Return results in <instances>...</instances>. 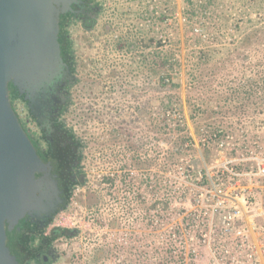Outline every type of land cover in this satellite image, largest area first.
<instances>
[{
	"label": "rangeland",
	"instance_id": "obj_1",
	"mask_svg": "<svg viewBox=\"0 0 264 264\" xmlns=\"http://www.w3.org/2000/svg\"><path fill=\"white\" fill-rule=\"evenodd\" d=\"M94 1L100 10L93 27L84 28L76 21L68 31L76 61L75 81L68 89L69 105L63 119L82 140L84 180L54 220L61 229L76 232H68L55 242L58 259L53 264H159L165 248L172 246L180 254L176 264H217L214 257L232 264V259L244 261L247 253L238 246L237 231L258 243L259 264H264V231H260L264 229V178L256 176L257 164H264L262 107L250 108L245 114L191 121L185 98L203 90H187L183 66L174 76L180 87L163 92L143 66V57L149 61L147 54L154 47L151 39H173V28H169L173 20H166L162 30L153 20L161 12L168 15L172 2ZM222 2L231 7L233 17L248 0ZM174 3L180 27L182 0ZM207 21L211 22L209 14ZM167 43L166 49L170 47ZM167 93L178 94L182 109L178 118L194 143L185 165L197 174L202 169L208 180L205 184L201 175L191 180L179 177L182 185L177 186L184 193L181 201L171 191L154 192L157 102ZM208 125L231 126L229 131L233 130L237 142L234 150L221 153L213 142L208 143ZM241 134L245 135L242 139ZM203 144L208 148L207 158ZM158 145L164 152L169 150L165 140ZM165 176L173 177L171 173ZM106 177L113 178L114 185L105 183ZM236 210L240 215L223 225L222 216ZM159 212L162 226L157 228ZM183 216L187 218L182 221ZM225 249L229 254H224Z\"/></svg>",
	"mask_w": 264,
	"mask_h": 264
},
{
	"label": "trees",
	"instance_id": "obj_2",
	"mask_svg": "<svg viewBox=\"0 0 264 264\" xmlns=\"http://www.w3.org/2000/svg\"><path fill=\"white\" fill-rule=\"evenodd\" d=\"M82 1L85 4L95 3L94 0ZM166 1L167 3L172 2L169 14L161 12L153 17V20L157 23L156 26L161 28L160 30H162V24H166V20H173L169 27L173 28V39L167 40V37H161L154 41L151 39V42H154L152 43L154 47L152 53L147 54L150 60L147 61L146 57H143V66H147L146 69H149V76L155 79L157 88L162 92L168 90L167 88L171 90L179 88V81H174V76L180 74L183 66L187 90H203L201 94L196 96L187 94L185 98L191 121L200 117L228 116L239 114V112L245 114L250 108L256 110L258 107H262V112H264V0H248L246 7H239L233 17L229 12L231 7H227L222 2L223 0H182L180 8L182 24L180 27L177 23V6L174 0ZM262 2L263 4L260 5ZM94 5L100 6L96 3ZM208 14L211 17V22L207 21ZM68 15L60 16L58 42L64 65L69 74H74L76 61L73 44L62 21ZM229 23L230 27H228ZM88 24L89 22L85 19L83 25ZM180 31L182 39H180ZM227 37L228 39H226ZM164 43L170 47L166 49ZM182 44L183 55L181 54ZM12 88L13 84L10 83V99L12 98ZM157 103L158 113L155 128L158 138L156 157L153 159L157 173L154 176V192L160 194L163 190L167 194L171 191L174 198L181 201L184 193L177 186V184L182 185L179 177L185 176L191 180L192 177L197 179L198 175H201L200 179L205 184L208 183V180L202 169L197 174V171H192L189 164L185 165L187 156L194 152V143L185 124L181 118H178L182 113L178 94L167 93L164 96H159ZM230 127L212 128L209 125L206 126L207 131L205 132L209 135L208 143H214L212 139L214 135L221 137L226 133H233V130L229 131ZM196 130L199 133L198 128ZM64 131L70 139H76L71 127L64 128ZM162 134L169 135V138L162 139ZM162 140L169 142V150L166 152L158 145ZM80 145L83 148V143ZM66 148L69 154V146ZM203 154L206 158L208 157L206 146L203 147ZM247 170L248 167L241 171ZM165 173H171L173 177L169 179ZM105 183L114 185L115 181L113 178L106 177ZM82 184L83 182H77L74 185L81 186ZM70 196L71 193L68 192L67 207L71 201ZM157 202L159 205L161 204V201ZM160 212L158 213L157 228L162 226ZM182 213L184 214V212ZM185 218L187 217L183 216L182 221ZM179 226L180 224L176 229H179ZM175 233L177 232H171V235H175ZM34 239L35 237L22 243L28 253L38 249L33 246ZM178 253L176 246L165 248L162 259H159V264H176L180 257Z\"/></svg>",
	"mask_w": 264,
	"mask_h": 264
},
{
	"label": "water",
	"instance_id": "obj_3",
	"mask_svg": "<svg viewBox=\"0 0 264 264\" xmlns=\"http://www.w3.org/2000/svg\"><path fill=\"white\" fill-rule=\"evenodd\" d=\"M77 0H0V264H17L6 229L26 212L50 210L36 193L44 170L9 99V84L38 85L61 65L60 16ZM47 202L52 199L51 188ZM52 193V194H51Z\"/></svg>",
	"mask_w": 264,
	"mask_h": 264
},
{
	"label": "flooded vegetation",
	"instance_id": "obj_4",
	"mask_svg": "<svg viewBox=\"0 0 264 264\" xmlns=\"http://www.w3.org/2000/svg\"><path fill=\"white\" fill-rule=\"evenodd\" d=\"M94 4H85L82 0L71 3V11L63 13L69 14L62 19L66 30L69 31L71 23L76 21L84 28L93 27L100 10ZM85 19L90 26L83 25ZM68 36L70 38L69 33ZM74 81V74H69L63 62L59 70L42 83L27 85L21 89L13 85L11 89L12 98L9 96V99L13 110L44 166V170L37 174L41 179V188L36 196L48 205L53 204L55 200L59 201L48 211L44 209L26 212L10 230L6 229L7 248L17 264L55 263L58 259L55 242L68 232H76L61 229L54 224L56 216L67 207L68 192L71 193V199L78 187L74 184L84 180L83 148L80 145L82 141L75 132L76 139H70L64 131V128H68L63 119L69 104L68 89ZM67 146L70 148L69 154ZM49 188L53 194L51 193L52 199L47 202ZM33 237V246L38 249L28 253L22 243Z\"/></svg>",
	"mask_w": 264,
	"mask_h": 264
},
{
	"label": "built area",
	"instance_id": "obj_5",
	"mask_svg": "<svg viewBox=\"0 0 264 264\" xmlns=\"http://www.w3.org/2000/svg\"><path fill=\"white\" fill-rule=\"evenodd\" d=\"M264 126V125H263ZM245 135L241 134L240 138H244ZM214 140L216 148L222 153L224 151H232L235 148L236 141H235V135L233 133H226L225 135L221 137H217V135H214L212 137ZM202 141H205V139H202ZM227 170V169H226ZM228 171V170H227ZM233 170H231L232 172ZM229 172V171H228ZM256 176H259L261 178H264V164L263 163H258L256 166ZM234 177H236L234 173H231ZM219 185V184H218ZM249 198H247V201ZM240 215V211L236 210L235 212H227L222 216V221L221 223L223 225H229V222L233 220L235 217ZM227 230V229H225ZM260 231H264V229H260ZM236 235L239 238V247L245 248L247 253L245 254L244 261H241L240 259H232L231 263H244L246 262L247 264H259L262 262L261 259V253H260V246L258 243L254 240H251L248 238L247 235L242 233L241 231H237ZM224 254H229L228 250L225 249ZM223 258H215L214 260L217 264H223Z\"/></svg>",
	"mask_w": 264,
	"mask_h": 264
}]
</instances>
